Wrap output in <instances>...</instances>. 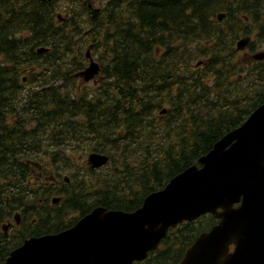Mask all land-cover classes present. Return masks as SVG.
Segmentation results:
<instances>
[{"label": "trees", "instance_id": "1", "mask_svg": "<svg viewBox=\"0 0 264 264\" xmlns=\"http://www.w3.org/2000/svg\"><path fill=\"white\" fill-rule=\"evenodd\" d=\"M58 1L0 0V264L97 207L137 211L264 104V61L237 48L264 52V0H66L63 24ZM88 51L101 71L79 89ZM218 222L170 229L136 264H181Z\"/></svg>", "mask_w": 264, "mask_h": 264}, {"label": "water", "instance_id": "2", "mask_svg": "<svg viewBox=\"0 0 264 264\" xmlns=\"http://www.w3.org/2000/svg\"><path fill=\"white\" fill-rule=\"evenodd\" d=\"M223 19L224 14L218 16ZM249 43L240 41L238 49ZM252 59L263 61L264 52ZM99 72V64L91 60L79 76L89 82ZM88 162L100 169L109 158L94 153ZM199 163L149 195L139 210L98 207L69 230L26 240L3 264H135L158 249L170 228L207 214L220 222L199 236L181 264H264V104Z\"/></svg>", "mask_w": 264, "mask_h": 264}, {"label": "flooded vegetation", "instance_id": "3", "mask_svg": "<svg viewBox=\"0 0 264 264\" xmlns=\"http://www.w3.org/2000/svg\"><path fill=\"white\" fill-rule=\"evenodd\" d=\"M55 7H56V9L59 11L58 16H59V17H61V16L64 17V18L61 17V20L59 19V21H58L60 24H63L64 21L66 20V17H67V16H65L66 13H67V11H66L65 8H64V9H61V7L58 6V2L55 4ZM75 78H77V77L75 76ZM77 79L79 80V89H81L83 86H86V85H96V84H97V81H96L97 78H95L94 80H92L91 82H88V83L84 82L81 78H77ZM57 179H58V178H56L55 176H52V178H51V180H50V183H55V182H57ZM20 224H21V221H20ZM20 224H19V225H20ZM17 225H18V224H17ZM14 228H15L14 224L11 223L10 228L7 230V232H5V234H6V235H9L10 233H12L13 230H14Z\"/></svg>", "mask_w": 264, "mask_h": 264}, {"label": "rangeland", "instance_id": "4", "mask_svg": "<svg viewBox=\"0 0 264 264\" xmlns=\"http://www.w3.org/2000/svg\"><path fill=\"white\" fill-rule=\"evenodd\" d=\"M68 4V2L66 1V0H59L58 1V6H60L61 7V9H64L65 8V6ZM242 52V58L243 59H245V61H250V60H252V58H251V55H248V52H247V50L245 49V50H243V51H241ZM90 53V52H89ZM92 54L90 53V56H91ZM92 57V56H91ZM93 58V57H92ZM94 60H96V58H94ZM97 61V60H96ZM83 165L84 166H88V161H87V159H85L84 161H83ZM65 175H67L66 173H65Z\"/></svg>", "mask_w": 264, "mask_h": 264}, {"label": "bare ground", "instance_id": "5", "mask_svg": "<svg viewBox=\"0 0 264 264\" xmlns=\"http://www.w3.org/2000/svg\"><path fill=\"white\" fill-rule=\"evenodd\" d=\"M125 34V33H124ZM132 34V33H131ZM166 80V79H165Z\"/></svg>", "mask_w": 264, "mask_h": 264}]
</instances>
